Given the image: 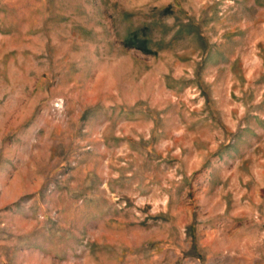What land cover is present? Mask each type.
<instances>
[{"label":"rangeland","instance_id":"1","mask_svg":"<svg viewBox=\"0 0 264 264\" xmlns=\"http://www.w3.org/2000/svg\"><path fill=\"white\" fill-rule=\"evenodd\" d=\"M0 264H264V0H0Z\"/></svg>","mask_w":264,"mask_h":264}]
</instances>
